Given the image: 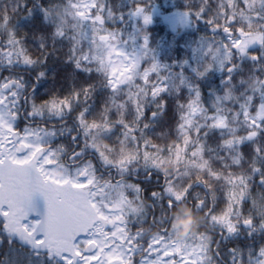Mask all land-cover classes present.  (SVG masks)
Instances as JSON below:
<instances>
[{
    "label": "snow or ice",
    "instance_id": "snow-or-ice-1",
    "mask_svg": "<svg viewBox=\"0 0 264 264\" xmlns=\"http://www.w3.org/2000/svg\"><path fill=\"white\" fill-rule=\"evenodd\" d=\"M182 15L208 34L168 67L145 0H0V261L264 264V0Z\"/></svg>",
    "mask_w": 264,
    "mask_h": 264
},
{
    "label": "trees",
    "instance_id": "trees-1",
    "mask_svg": "<svg viewBox=\"0 0 264 264\" xmlns=\"http://www.w3.org/2000/svg\"><path fill=\"white\" fill-rule=\"evenodd\" d=\"M145 3L151 10V23L145 26V30L149 35V46L156 59L168 67L173 66V61H176L177 64L182 60L191 62L194 49L199 46L201 37L208 34L207 26L202 21L183 22L182 13L185 8V0H145ZM125 4L127 6V0H125ZM133 23H137L136 19L129 18L126 26L130 28ZM147 66L145 65V67ZM219 80L220 73H215L211 82L202 84L205 99L209 98V87L218 85ZM169 102L172 103L171 98ZM32 207L33 210L29 212L26 219H40L45 206L43 198L39 194L34 195ZM169 215L174 224L182 226L180 228L182 234L187 233L189 229L195 231L194 222L201 217L200 213L194 217L193 209L184 202H180L172 208ZM200 231L203 232L204 228L202 227ZM4 247L0 246V257L4 254ZM0 264H7V262L0 261Z\"/></svg>",
    "mask_w": 264,
    "mask_h": 264
},
{
    "label": "clouds",
    "instance_id": "clouds-1",
    "mask_svg": "<svg viewBox=\"0 0 264 264\" xmlns=\"http://www.w3.org/2000/svg\"><path fill=\"white\" fill-rule=\"evenodd\" d=\"M197 214H198V212H195V211L193 210V215H194V217H196ZM197 221L202 223V217H199V218L197 219ZM170 227L174 230V232L176 233V235H178V236H182V235H184V234H182L181 231H180V228H181L182 226H179V225L174 224L172 220H170ZM205 227H206V226H205Z\"/></svg>",
    "mask_w": 264,
    "mask_h": 264
}]
</instances>
